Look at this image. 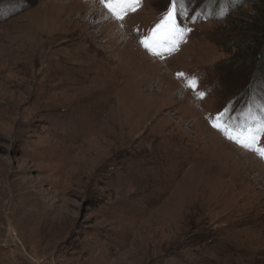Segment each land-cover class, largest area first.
<instances>
[{
    "label": "rangeland",
    "instance_id": "374dc122",
    "mask_svg": "<svg viewBox=\"0 0 264 264\" xmlns=\"http://www.w3.org/2000/svg\"><path fill=\"white\" fill-rule=\"evenodd\" d=\"M246 1L183 0L153 56L171 0H0L36 5L0 19V264H264V159L221 131L264 120Z\"/></svg>",
    "mask_w": 264,
    "mask_h": 264
},
{
    "label": "snow or ice",
    "instance_id": "6c2138e0",
    "mask_svg": "<svg viewBox=\"0 0 264 264\" xmlns=\"http://www.w3.org/2000/svg\"><path fill=\"white\" fill-rule=\"evenodd\" d=\"M100 3L108 9V12L115 19L122 21L129 11L134 12L137 10L140 0H100ZM182 5L183 0H171L169 10L161 22L153 29L151 36L140 41L142 46L153 56H161L163 53L158 49L165 48L166 46L175 47L177 40L183 38L185 30L177 22L178 12L182 9ZM2 12L3 9H0V13ZM167 50L170 51L171 48ZM189 87L195 91L197 81L195 79L189 81ZM203 95L204 93L201 92V98ZM212 126L219 127L217 124H213ZM221 131H225L227 138L238 146L252 151L261 159H264V145L260 144V140L264 138V120L258 122V125H246L236 135L229 134L225 129H221Z\"/></svg>",
    "mask_w": 264,
    "mask_h": 264
},
{
    "label": "trees",
    "instance_id": "16d2710c",
    "mask_svg": "<svg viewBox=\"0 0 264 264\" xmlns=\"http://www.w3.org/2000/svg\"><path fill=\"white\" fill-rule=\"evenodd\" d=\"M245 2H247V1L245 0ZM251 2H253V1L251 0ZM23 3L24 2H22V4H19L18 7L15 8V9H11L10 8V10H8L7 12H5L3 15H0V19L1 20L6 19L8 17V15L11 16V15H13L15 13L21 12L23 10H28L29 8H33V7L36 6L35 5V2H29V3L27 2L25 4H23ZM263 58H264V55H263Z\"/></svg>",
    "mask_w": 264,
    "mask_h": 264
},
{
    "label": "bare ground",
    "instance_id": "6f19581e",
    "mask_svg": "<svg viewBox=\"0 0 264 264\" xmlns=\"http://www.w3.org/2000/svg\"><path fill=\"white\" fill-rule=\"evenodd\" d=\"M70 3V2H69ZM66 5H68V4H66ZM113 21V20H112ZM113 24V23H112ZM114 25V24H113ZM117 37V36H116ZM115 40H117V38H115ZM115 42V41H114ZM120 49V48H119ZM125 50H126V47H125V45H124V47L123 48H121L120 50H118V49H116V50H114V54H116V56H117V58H116V60H117V62H120V61H122V59H124V55H123V53H125ZM60 64H61V62H59ZM158 64H156V65H153L152 67L153 68H155L156 69V66H157ZM213 133L214 132H212V135H213ZM219 149V148H218Z\"/></svg>",
    "mask_w": 264,
    "mask_h": 264
}]
</instances>
